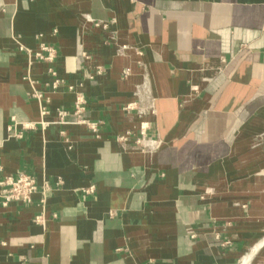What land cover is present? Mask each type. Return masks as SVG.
<instances>
[{
  "label": "crops",
  "instance_id": "obj_1",
  "mask_svg": "<svg viewBox=\"0 0 264 264\" xmlns=\"http://www.w3.org/2000/svg\"><path fill=\"white\" fill-rule=\"evenodd\" d=\"M40 43L55 91L19 49ZM138 88L154 153L124 110ZM76 91L98 137L58 122ZM20 173L37 190L0 203V264H240L264 239V0H0V180Z\"/></svg>",
  "mask_w": 264,
  "mask_h": 264
},
{
  "label": "built area",
  "instance_id": "obj_2",
  "mask_svg": "<svg viewBox=\"0 0 264 264\" xmlns=\"http://www.w3.org/2000/svg\"><path fill=\"white\" fill-rule=\"evenodd\" d=\"M85 21L93 22L94 26L101 27L102 29H108V27L112 24V21H94L88 15L84 16ZM112 39V38H111ZM19 49L24 51L27 55V65L30 67L32 61H42L48 63L47 71L52 76V80L45 82V85L50 88V90H57L62 84L63 80L56 77V71L52 67V64L56 57V50L53 46L46 45L44 43H40L39 47L36 50H31L29 48L24 47L23 45L19 46ZM25 79L32 82L29 78V71L25 76ZM68 90L73 91L74 87L72 85L67 86ZM142 89H136L134 94L137 100L127 103L124 106V110L130 111L132 109L136 110V114L140 118L139 127H138V136L135 139L134 147L139 148L142 152L146 153H154L156 152L162 145V141L159 138H155L149 136L147 134V129L149 128V121L145 119L147 116L154 114L153 105L148 106V108L144 109L138 105L139 103V95ZM32 97H34L38 102L39 107V121L38 124L41 126H46L49 122L45 120V116L49 113L47 108V103L49 102L48 97L46 98L43 93L37 89L32 90ZM140 99V98H139ZM84 104L85 98L79 92H75V100L73 103V107L71 110L59 109L57 114L59 116L58 122L67 123L65 118L67 116L73 115L75 119V123L85 125L88 130L95 136L98 137V124L97 122L90 121L86 117L83 116L84 113ZM36 125V122H27L23 124V128H32ZM7 130L12 135L16 137H21V131H15L14 126H7ZM129 139V132L120 134L116 137V140L120 143L127 142ZM37 190V183L33 176L25 173H20L15 177H5L0 180V203L2 206H7L11 202H22L27 203L31 201L32 195ZM83 191L85 193H92L94 191V186L91 185L87 188H84ZM42 216H37L36 221L38 222Z\"/></svg>",
  "mask_w": 264,
  "mask_h": 264
},
{
  "label": "bare ground",
  "instance_id": "obj_3",
  "mask_svg": "<svg viewBox=\"0 0 264 264\" xmlns=\"http://www.w3.org/2000/svg\"><path fill=\"white\" fill-rule=\"evenodd\" d=\"M263 244H264V239H262L258 244H256V245L253 247L251 253H249V254L247 255V256H248V259H247V260H250V259L253 257V255L259 251L260 247H261ZM247 256H246V257H247ZM247 260H244V261H243L242 263H240V264H244V262L247 261Z\"/></svg>",
  "mask_w": 264,
  "mask_h": 264
},
{
  "label": "rangeland",
  "instance_id": "obj_4",
  "mask_svg": "<svg viewBox=\"0 0 264 264\" xmlns=\"http://www.w3.org/2000/svg\"><path fill=\"white\" fill-rule=\"evenodd\" d=\"M260 255H261V254H260ZM258 256H259V255H258ZM252 258H253V257H252ZM252 258H251L250 260H247V259H248V256H247V257H245V258L242 260V262H243L244 260H247V261L244 262V264H250L251 261H252ZM258 259H259V257L256 258V260H258ZM242 262H241V263H242ZM261 264H262V263H261Z\"/></svg>",
  "mask_w": 264,
  "mask_h": 264
}]
</instances>
